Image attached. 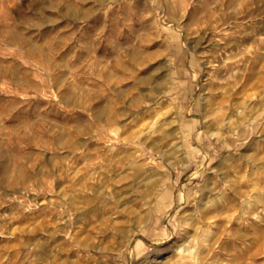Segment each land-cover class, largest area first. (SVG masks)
Segmentation results:
<instances>
[{"label": "rangeland", "instance_id": "obj_1", "mask_svg": "<svg viewBox=\"0 0 264 264\" xmlns=\"http://www.w3.org/2000/svg\"><path fill=\"white\" fill-rule=\"evenodd\" d=\"M0 264H264V0H0Z\"/></svg>", "mask_w": 264, "mask_h": 264}, {"label": "bare ground", "instance_id": "obj_2", "mask_svg": "<svg viewBox=\"0 0 264 264\" xmlns=\"http://www.w3.org/2000/svg\"><path fill=\"white\" fill-rule=\"evenodd\" d=\"M259 13H260V12H259ZM248 14H249V13H248ZM243 15H244V14H243ZM255 15H256V14H255ZM244 16H245V15H244ZM244 16H243V17H244ZM257 16H258V14H257ZM241 17H242V16H241ZM259 17H260V16H259ZM238 18H240V17H238ZM242 19H243V18H242ZM240 22H241V21H240ZM207 29H209V30H211V31H214V30L217 29V27H212V26H210V27L207 28ZM209 30H208V31H209ZM217 30H218V29H217ZM200 31H201V30H200ZM215 32H216V31H215ZM202 33H203V32H202ZM218 36H219V35H218ZM202 37H203V36H202ZM220 37H221V36H220ZM239 37H242V36H239ZM222 38H223V36H222ZM222 38H221V39H222ZM223 39H224V38H223ZM236 39H238V38H235V40H236ZM219 40H220V39H219ZM221 41H223V40H221ZM234 42H236V41H234ZM224 44H227V43H224ZM218 45H220V44H218ZM227 45H228V44H227ZM222 46H223V45H222ZM224 46H225V45H224ZM210 62H211V61H210ZM210 62H209V63H210ZM217 67H218V65H217L215 68H217ZM213 68H214V67H213ZM217 69H218V68H217ZM202 214H203V213H202ZM199 219H200V218H199ZM201 220H202V219H201ZM201 223H202V222H201ZM201 230H202V229H201Z\"/></svg>", "mask_w": 264, "mask_h": 264}]
</instances>
